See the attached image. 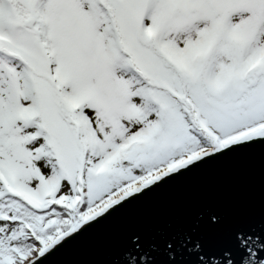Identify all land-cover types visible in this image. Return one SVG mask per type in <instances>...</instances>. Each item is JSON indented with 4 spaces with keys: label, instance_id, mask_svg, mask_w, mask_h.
<instances>
[{
    "label": "trees",
    "instance_id": "16d2710c",
    "mask_svg": "<svg viewBox=\"0 0 264 264\" xmlns=\"http://www.w3.org/2000/svg\"><path fill=\"white\" fill-rule=\"evenodd\" d=\"M242 7L233 0H0V51L19 58L37 100L28 121L9 128L0 121V151L11 145L25 155L14 172L0 166V264L23 262L71 226L72 206L86 212L151 167L264 118L230 119L264 79V57L239 72L252 28L237 37L214 30ZM182 8L211 14L186 40L165 27ZM36 9L42 14L26 26V39L19 26ZM34 171L50 184L41 208L22 188L7 190L41 192ZM63 182L71 195L55 197Z\"/></svg>",
    "mask_w": 264,
    "mask_h": 264
},
{
    "label": "water",
    "instance_id": "95a60500",
    "mask_svg": "<svg viewBox=\"0 0 264 264\" xmlns=\"http://www.w3.org/2000/svg\"><path fill=\"white\" fill-rule=\"evenodd\" d=\"M21 264H264V132L154 175Z\"/></svg>",
    "mask_w": 264,
    "mask_h": 264
},
{
    "label": "rangeland",
    "instance_id": "374dc122",
    "mask_svg": "<svg viewBox=\"0 0 264 264\" xmlns=\"http://www.w3.org/2000/svg\"><path fill=\"white\" fill-rule=\"evenodd\" d=\"M241 5H243V7L240 14H234L228 24L226 23L220 27L217 26L215 31L218 30V28L221 30L228 28L231 32V36L237 37L242 33L244 28L250 27L253 29L254 33L250 42L246 47L241 48L239 52L240 60L242 63L245 62L243 65L247 67L254 62L252 58L255 55L257 56L260 54L261 57L264 56V0H244ZM153 10V7L150 6L149 14L154 15L155 11ZM31 14L35 16L36 14L40 15L42 14V10L36 9V11ZM210 17L211 14L203 10L193 13L182 8L181 11L174 13L171 16L165 27L169 33H176L178 31L182 32L184 40H186L198 32L199 26L202 25L203 21L209 20ZM31 23L24 24V27L19 26L18 31L20 35L26 39L32 38L26 29V26H29ZM175 40L176 39H173L172 42L175 43ZM50 65L51 67H54L53 62ZM32 92L33 86L29 79L28 72L19 58L0 51V121L3 127L9 128L18 126L22 122L29 120L35 114L37 101ZM5 98L8 100L12 98L14 105H10L8 102L3 101ZM30 112L33 114L26 116V113L28 114ZM259 116H264V79L261 81L259 87L252 93L251 98L246 103L238 105L235 108L230 119L232 123L240 125L243 122L254 120ZM216 127L221 130L224 126L221 122V124L216 125ZM134 138H136V136L131 137L128 141ZM186 155L187 152L183 157ZM23 156L25 155H17L13 147L10 145L7 150L0 151V166L7 168L10 172H14L19 166L18 161ZM25 171H29V173L31 172L27 167L25 168ZM34 172L39 178V182H41L39 173L37 171ZM145 176L147 175L143 174L137 177V180L134 179L135 182L134 180L132 182L137 184L141 180L147 181L150 179ZM140 177H142V179L138 181ZM18 188L22 187L17 185V189ZM79 188H82V186ZM24 189L30 195V199L34 202L40 203L42 201L41 193H37L30 188ZM70 195L71 192L66 182H63L58 186L55 191V197H69ZM97 207L99 206H95L94 208ZM88 212H90V210H88ZM51 241L52 240H48L47 243H50ZM42 245H38L37 250H39ZM2 262L3 261H1V263Z\"/></svg>",
    "mask_w": 264,
    "mask_h": 264
},
{
    "label": "bare ground",
    "instance_id": "6f19581e",
    "mask_svg": "<svg viewBox=\"0 0 264 264\" xmlns=\"http://www.w3.org/2000/svg\"><path fill=\"white\" fill-rule=\"evenodd\" d=\"M32 114H33L32 112H30L28 114L26 113V116L32 115ZM263 132H264V121H260V122L254 123L252 125H248L246 127H243V128H241V129H239L237 131H234V132H232L230 134H227L223 138V143L229 142V141H233V140H236V139H240V138H243V137H247V136H251V135L263 133ZM215 147H216V143H213L212 145H205V146H202L199 149H195V150H192L190 152H187V155L185 157H183L184 156L183 155L182 158H180V159H172V160L166 162L165 164H161V165H159L157 167V169H155V172L154 173H151V175L145 176V177L152 178L154 175H158V174H161V173H163L165 171L170 170V168L177 166L178 164L182 163L184 160H186L188 158H192V157H194L196 155H199V154H202L204 152L211 151ZM141 179H142V177H140V179L138 181H140ZM134 182H135V180H134ZM134 182H132V183H134ZM142 182H145V181L141 180L137 184H135V183L132 184L131 182L130 183L123 184L119 189H117L113 193L112 196L104 199L103 201H101L100 203H98L97 205H95V206H99V207H97V208H94L95 206L94 207H90L88 209V210H90V212H88V210H87L86 212H83L82 213V216L84 218L89 217L90 215H92L93 213H95L98 209H100L102 206H104L105 204H107L108 202H110L112 200V198L118 197L119 195L123 194L124 192H126V191H128V190H130V189H132V188H134V187H136L138 185H140ZM53 238L48 239V240H53ZM47 241H46V244H49V243H47ZM14 264H21V263L20 262H16Z\"/></svg>",
    "mask_w": 264,
    "mask_h": 264
}]
</instances>
